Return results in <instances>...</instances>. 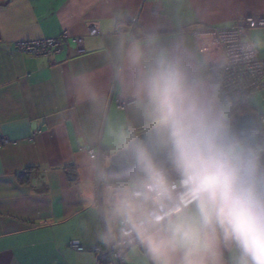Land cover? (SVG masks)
Instances as JSON below:
<instances>
[{"label": "crops", "instance_id": "obj_1", "mask_svg": "<svg viewBox=\"0 0 264 264\" xmlns=\"http://www.w3.org/2000/svg\"><path fill=\"white\" fill-rule=\"evenodd\" d=\"M246 14L264 15V0H0V264H96L91 248L106 249L121 204L120 186L102 180L108 160L162 123L143 84L154 54H171L182 71V119L222 124L229 109L208 70L221 55L209 28ZM63 31L57 54L14 48ZM247 36L261 44L264 29ZM212 217L209 201H197L132 246L126 264H239L224 232L205 229Z\"/></svg>", "mask_w": 264, "mask_h": 264}, {"label": "built area", "instance_id": "obj_2", "mask_svg": "<svg viewBox=\"0 0 264 264\" xmlns=\"http://www.w3.org/2000/svg\"><path fill=\"white\" fill-rule=\"evenodd\" d=\"M139 27L136 19L128 21L127 32L130 39L135 38L134 31ZM250 28L264 29V15L246 14L231 26L209 28L221 55L220 59L209 64L208 70L229 111L246 102L252 92L264 88V57L258 54L247 36ZM145 36L144 33L141 35ZM68 38V32L63 31L52 38L15 42L14 48L34 56L57 54L66 48ZM73 41L77 52H82V38L74 37ZM125 103L126 101H118V106L123 107ZM257 124V130L253 132L255 142L245 146L242 152L251 155L258 169L264 172V115L258 118ZM87 152L91 158L98 157L93 148L87 149ZM120 192L121 204L116 215V231L113 237L105 250L91 248L97 253L96 264H126L125 254L132 246L163 226L170 218L205 198L214 211L205 229H221L215 219L213 200L209 195L192 189L178 164L154 170L143 184H123ZM134 204H142L138 209L143 207L142 213L135 217L130 211ZM232 244L237 249L233 241ZM70 246L79 251L85 249L78 240H71Z\"/></svg>", "mask_w": 264, "mask_h": 264}, {"label": "clouds", "instance_id": "obj_3", "mask_svg": "<svg viewBox=\"0 0 264 264\" xmlns=\"http://www.w3.org/2000/svg\"><path fill=\"white\" fill-rule=\"evenodd\" d=\"M142 56L137 53L135 59ZM143 84L160 122L173 130L178 166L193 190L213 200L216 222L239 250V264H264V172L251 155L230 143L219 122L193 126L184 122L180 108L184 77L171 54H154ZM134 87L138 90L141 84Z\"/></svg>", "mask_w": 264, "mask_h": 264}, {"label": "water", "instance_id": "obj_4", "mask_svg": "<svg viewBox=\"0 0 264 264\" xmlns=\"http://www.w3.org/2000/svg\"><path fill=\"white\" fill-rule=\"evenodd\" d=\"M254 113H235L229 124L223 125L231 144L239 142L257 130ZM176 159L173 150V130L167 123H159L133 137L109 158L105 173L119 175L128 169L145 167L159 160Z\"/></svg>", "mask_w": 264, "mask_h": 264}, {"label": "trees", "instance_id": "obj_5", "mask_svg": "<svg viewBox=\"0 0 264 264\" xmlns=\"http://www.w3.org/2000/svg\"><path fill=\"white\" fill-rule=\"evenodd\" d=\"M246 104H247V101L240 104L235 110H233L231 112L232 113L235 112L238 114L243 113L244 111L247 110ZM231 117H232V115H231V113H229L226 121L224 123H222V125L229 124ZM184 122L189 126H193L186 121H184ZM173 164H177L176 159L173 161H167V160L163 159V160H159V161H157L153 164H150L148 166H145V167H137L134 169H128L119 175H107V174H105V176L102 177V180L105 183L114 184V185L116 184L118 186H121L123 184H133V183L143 184L149 178V176L154 172V170L161 168V167H164V166H167V165H173ZM73 172H74L73 169L66 168L67 177L71 181H73L75 179V175Z\"/></svg>", "mask_w": 264, "mask_h": 264}, {"label": "rangeland", "instance_id": "obj_6", "mask_svg": "<svg viewBox=\"0 0 264 264\" xmlns=\"http://www.w3.org/2000/svg\"><path fill=\"white\" fill-rule=\"evenodd\" d=\"M253 29L254 28H250L248 30L250 31V30H253ZM254 47L257 48V50L259 52V55L261 57H264V40H263V42L261 44H258V43L256 44L255 43ZM246 108H247V110H246L247 112L244 111L243 113H240V114L251 112V113L256 114V116L258 118H259V116L264 115V88L258 89L256 91L252 92L248 96ZM229 113H231V115H232L231 118H233L235 112L232 113L231 111L230 112L228 111L227 115L225 116V119L228 117ZM254 142H255V138H254V134L252 133L248 137H245V138L241 139L239 142L233 143L232 145H234L237 148V150L243 151L245 146L251 145ZM114 188L117 189V187H114ZM120 194H121V192H120ZM209 204L211 205L210 202H209ZM211 208H212V211H213L212 205H211ZM213 214H214V211H213Z\"/></svg>", "mask_w": 264, "mask_h": 264}]
</instances>
